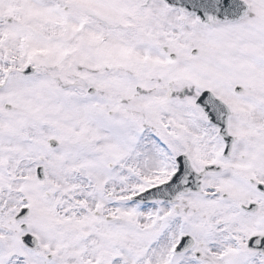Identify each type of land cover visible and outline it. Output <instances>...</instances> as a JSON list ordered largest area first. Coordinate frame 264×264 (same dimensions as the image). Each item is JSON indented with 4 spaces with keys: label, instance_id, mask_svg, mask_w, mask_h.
Returning <instances> with one entry per match:
<instances>
[{
    "label": "snow or ice",
    "instance_id": "obj_1",
    "mask_svg": "<svg viewBox=\"0 0 264 264\" xmlns=\"http://www.w3.org/2000/svg\"><path fill=\"white\" fill-rule=\"evenodd\" d=\"M0 264H264V0H0Z\"/></svg>",
    "mask_w": 264,
    "mask_h": 264
}]
</instances>
